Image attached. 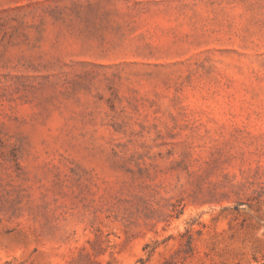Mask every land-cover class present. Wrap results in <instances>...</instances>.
Wrapping results in <instances>:
<instances>
[{"label":"rangeland","instance_id":"obj_1","mask_svg":"<svg viewBox=\"0 0 264 264\" xmlns=\"http://www.w3.org/2000/svg\"><path fill=\"white\" fill-rule=\"evenodd\" d=\"M0 264H264V0H0Z\"/></svg>","mask_w":264,"mask_h":264}]
</instances>
